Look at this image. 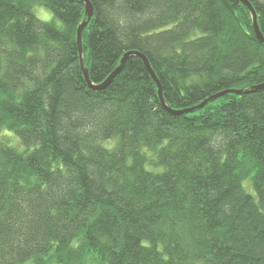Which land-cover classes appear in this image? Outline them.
<instances>
[{
  "label": "trees",
  "instance_id": "1",
  "mask_svg": "<svg viewBox=\"0 0 264 264\" xmlns=\"http://www.w3.org/2000/svg\"><path fill=\"white\" fill-rule=\"evenodd\" d=\"M91 2L94 84L129 50L176 110L264 83L239 0ZM84 4L0 0V264H264V88L173 113L137 55L93 88Z\"/></svg>",
  "mask_w": 264,
  "mask_h": 264
},
{
  "label": "water",
  "instance_id": "2",
  "mask_svg": "<svg viewBox=\"0 0 264 264\" xmlns=\"http://www.w3.org/2000/svg\"><path fill=\"white\" fill-rule=\"evenodd\" d=\"M81 1H83L85 3L84 5H85V11H86V18L78 26L77 36L76 37H77V44H78V49H79V57H80L81 68H82V71H83V74H84V77H85L86 81L93 88L101 89V88L108 87V85L114 80V78L116 76H118V74L123 70L128 58L130 56H133V55H137L143 60L147 70L149 71V73L151 74V76L154 78V80L156 81V83L158 85L159 96H160L161 103L163 104V107H165L169 111H172L173 113L191 112V111H193L195 109H198V108H201V107L205 106V104H207L209 101H211L214 98H217L219 96L224 95V93L225 94L226 93L243 94L245 92L247 93V92L254 91V90L256 91L257 89H260V88H264V83H263V84H258V85L251 86L250 88H246V89L245 88L244 89H242V88L241 89H236V88L235 89H226V90L220 91L218 93H215L214 95H211V96L207 97L201 103H199L198 105H196L194 107L186 108V109H183V110H176V109L170 108V106L167 105L165 97H164V94H163V89H162V86H161V82H160L159 77L155 73V71H154V69H153V67H152V65L150 63L149 58L144 53H142L140 51L137 52V50H129V51H127L122 56L119 65L112 71V73L104 81H102L101 83L94 84L91 81L89 69L86 68L87 66L85 65V60H84V55H83V51H84L83 50V41H82L83 30L85 29L86 25L88 24V22L90 21V19L94 15V6H93V3L91 2V0H81ZM239 1H241L250 10L251 15H252V19H253V27H254L256 36L261 42L264 43V34H263L262 30H261V27H260V24H259V21H258L257 11H256L253 3L250 0H239Z\"/></svg>",
  "mask_w": 264,
  "mask_h": 264
},
{
  "label": "rangeland",
  "instance_id": "3",
  "mask_svg": "<svg viewBox=\"0 0 264 264\" xmlns=\"http://www.w3.org/2000/svg\"><path fill=\"white\" fill-rule=\"evenodd\" d=\"M34 11H35L36 15L43 20L48 21V20H51V18H53L52 17L53 13L47 7H44L43 5H35ZM249 182L244 181V185L247 188V190H252V187L250 184L251 182L250 183Z\"/></svg>",
  "mask_w": 264,
  "mask_h": 264
}]
</instances>
